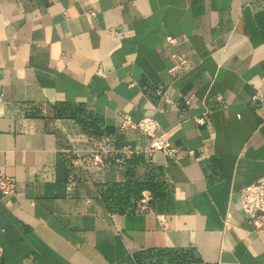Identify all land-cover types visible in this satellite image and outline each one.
I'll return each instance as SVG.
<instances>
[{
	"label": "crops",
	"instance_id": "crops-1",
	"mask_svg": "<svg viewBox=\"0 0 264 264\" xmlns=\"http://www.w3.org/2000/svg\"><path fill=\"white\" fill-rule=\"evenodd\" d=\"M119 114L155 119L176 156ZM93 149L101 168L74 165ZM263 170L264 0H0V264H264L237 198Z\"/></svg>",
	"mask_w": 264,
	"mask_h": 264
},
{
	"label": "built area",
	"instance_id": "built-area-1",
	"mask_svg": "<svg viewBox=\"0 0 264 264\" xmlns=\"http://www.w3.org/2000/svg\"><path fill=\"white\" fill-rule=\"evenodd\" d=\"M166 43L171 46L176 45L175 39L170 37L165 38ZM171 59L173 66L169 69L171 75L181 74L187 71L188 61L183 55L172 54ZM157 94L167 103H171L167 95H164L160 90ZM262 93L259 91L254 95L253 100L262 97ZM220 100L221 97H218ZM188 99L185 104H189ZM118 132L125 134L128 131H137L148 139V145L142 152L152 155L155 153H162L169 157H175L177 150L170 146V144L164 139L163 135H159V125L152 117H143L138 121H133L130 116L125 114H119ZM194 121L200 125L208 124V112L203 113L200 117L194 118ZM129 148L122 149V152H129ZM108 152L105 149L89 150L88 153L74 161L75 166L82 168H101L103 161L101 155ZM16 193V183L12 177H8L4 174H0V199L6 197H13ZM238 203L240 206L241 214L248 220V222L255 228L261 229L264 227V170L261 177L254 183L242 188L237 195ZM147 195L142 193L140 199L136 202L134 212L143 213L148 212ZM3 250L0 247V262L2 259Z\"/></svg>",
	"mask_w": 264,
	"mask_h": 264
},
{
	"label": "trees",
	"instance_id": "trees-1",
	"mask_svg": "<svg viewBox=\"0 0 264 264\" xmlns=\"http://www.w3.org/2000/svg\"><path fill=\"white\" fill-rule=\"evenodd\" d=\"M102 197L111 212L123 213L133 210L132 204H129L130 192L119 193L117 189L108 187L102 193Z\"/></svg>",
	"mask_w": 264,
	"mask_h": 264
}]
</instances>
